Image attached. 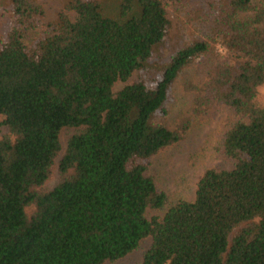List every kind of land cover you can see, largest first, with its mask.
Here are the masks:
<instances>
[{"label":"trees","instance_id":"16d2710c","mask_svg":"<svg viewBox=\"0 0 264 264\" xmlns=\"http://www.w3.org/2000/svg\"><path fill=\"white\" fill-rule=\"evenodd\" d=\"M8 2L0 264H111L147 239L139 264H264V0H67L52 20L42 0ZM177 85L195 116L238 120L223 140L233 169L170 203L152 166L192 128L171 118Z\"/></svg>","mask_w":264,"mask_h":264},{"label":"rangeland","instance_id":"374dc122","mask_svg":"<svg viewBox=\"0 0 264 264\" xmlns=\"http://www.w3.org/2000/svg\"><path fill=\"white\" fill-rule=\"evenodd\" d=\"M42 1L48 12V19L52 20L56 12L63 9L67 0ZM8 3V0H0V46L6 41L12 27V15L7 8L9 6ZM178 15L176 9L170 11V18L173 20L175 27H178L181 35L188 38L191 33L183 28L181 23V20H184L187 14L182 13L180 18ZM200 27L199 30L201 32L205 31L203 26L200 25ZM192 38L196 39L197 37ZM173 41L174 39L171 42ZM220 50L221 52L225 51L223 48ZM165 53L164 49L155 55L151 64L152 67L160 66ZM152 69L156 71L157 68ZM152 72L151 74H153ZM137 77L138 74H135L131 81L118 83L115 91H120L124 86L131 84ZM171 96L172 120L189 118L192 120V128L183 141L161 152L154 158L152 172L157 178L159 189L169 195L170 203H174L179 199L192 201L195 198L198 183L207 170L233 169L234 162L225 154L223 140L227 127L238 120V117H236L234 111L226 107H221L199 117L195 116L193 114V95L185 93L179 85L174 88ZM256 101L258 105L264 106V87L259 89ZM69 135L70 132L68 130L63 131L62 139L64 144H66ZM57 180L58 178L52 180L49 186L53 187ZM149 214L152 216L156 213L150 211ZM150 246L151 239H147L137 251L111 264H139Z\"/></svg>","mask_w":264,"mask_h":264}]
</instances>
